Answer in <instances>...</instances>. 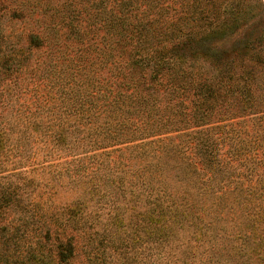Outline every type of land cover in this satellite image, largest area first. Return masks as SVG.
Returning <instances> with one entry per match:
<instances>
[{
	"label": "trees",
	"instance_id": "16d2710c",
	"mask_svg": "<svg viewBox=\"0 0 264 264\" xmlns=\"http://www.w3.org/2000/svg\"><path fill=\"white\" fill-rule=\"evenodd\" d=\"M119 223L264 264L262 0H0V229L78 264Z\"/></svg>",
	"mask_w": 264,
	"mask_h": 264
},
{
	"label": "rangeland",
	"instance_id": "374dc122",
	"mask_svg": "<svg viewBox=\"0 0 264 264\" xmlns=\"http://www.w3.org/2000/svg\"><path fill=\"white\" fill-rule=\"evenodd\" d=\"M262 1L264 3V0ZM30 166L31 165H27V167ZM42 173L43 172H41V174ZM30 176L33 177V175ZM19 177L20 176L11 177L8 180L15 182ZM91 208L97 211L99 206L93 207V204L90 203L89 209ZM16 209L18 208L10 210L11 213H16L18 215L20 212H17ZM100 212H102V210ZM103 214L104 213L100 215V220L97 223L98 225L101 224L104 216H106ZM94 216L96 217L95 214ZM122 225L123 224L119 223V230H121V234H124V243L119 244V241L108 242L106 240L100 249L101 251H96V256L91 253L90 257L88 255L90 246L84 244L79 247L78 250V264H156V246L150 244L144 237L140 238L143 231L136 229V234H134L133 228ZM45 261L50 264L55 263V261L49 257H47ZM36 262L37 259L33 256L30 243L20 240L15 234H11L10 231L6 230L3 232L2 229H0V264H39Z\"/></svg>",
	"mask_w": 264,
	"mask_h": 264
}]
</instances>
